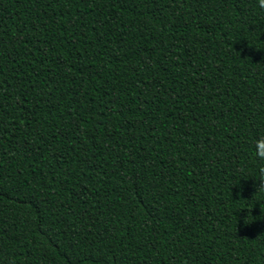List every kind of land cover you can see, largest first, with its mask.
Returning a JSON list of instances; mask_svg holds the SVG:
<instances>
[{"label":"trees","instance_id":"1","mask_svg":"<svg viewBox=\"0 0 264 264\" xmlns=\"http://www.w3.org/2000/svg\"><path fill=\"white\" fill-rule=\"evenodd\" d=\"M261 137L258 0H0V264H264Z\"/></svg>","mask_w":264,"mask_h":264},{"label":"clouds","instance_id":"2","mask_svg":"<svg viewBox=\"0 0 264 264\" xmlns=\"http://www.w3.org/2000/svg\"><path fill=\"white\" fill-rule=\"evenodd\" d=\"M258 5L261 8H264V0H258ZM255 148L257 149L256 152H255L256 157L259 160L264 161V137H261L260 139H258L255 142ZM250 178H254L258 182V184L256 186L255 195L257 193L264 192V169H261L259 177L252 176ZM261 235H264V234H261Z\"/></svg>","mask_w":264,"mask_h":264}]
</instances>
